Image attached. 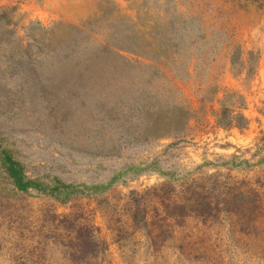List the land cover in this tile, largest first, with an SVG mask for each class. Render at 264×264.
<instances>
[{
	"label": "rangeland",
	"instance_id": "obj_1",
	"mask_svg": "<svg viewBox=\"0 0 264 264\" xmlns=\"http://www.w3.org/2000/svg\"><path fill=\"white\" fill-rule=\"evenodd\" d=\"M11 8L15 35L0 46L3 146L31 177L69 183H106L125 166L149 168L65 204L17 191L0 169V264H264V0H0V10ZM190 18L181 58L191 76L180 80V45L175 55L167 37H180ZM90 24L101 42L114 41L116 31L119 43L132 32L155 47L163 37L172 57L154 63L161 71L124 52L133 65L113 90L128 99L156 96L171 113L183 105L190 116L182 134L121 142L111 156L118 135L100 137L102 103L68 99L63 111L76 112L61 126L33 83L21 93L23 73L5 70L26 56L16 48L32 42L36 50V39L55 43L71 26ZM193 55L201 59L189 61ZM233 92L245 100V129L218 122ZM235 156L249 166L232 167Z\"/></svg>",
	"mask_w": 264,
	"mask_h": 264
},
{
	"label": "trees",
	"instance_id": "obj_2",
	"mask_svg": "<svg viewBox=\"0 0 264 264\" xmlns=\"http://www.w3.org/2000/svg\"><path fill=\"white\" fill-rule=\"evenodd\" d=\"M13 10L14 8L0 10V46L10 44L15 35L11 27ZM192 21L194 18H190L188 22L182 21L180 37L176 35L167 37V41L175 49V55H178L180 45V80L183 78L182 73L187 77L191 76V70L185 65L186 61L181 55L184 45L189 46L185 36ZM93 26L94 24L83 28L71 26L66 37L55 43L46 42L45 37L36 39L38 41L36 50L33 49L32 42L27 43L25 47L19 46L16 52H23L26 56L18 60L13 59L5 70L23 73L22 94H25L27 86L34 84L35 95H33L36 98H43L50 106L49 118L56 120L57 125L65 126L71 123L76 112L71 106L63 111V105L68 99H79L83 104L88 101L102 103L107 110L98 125V132L102 133L100 137L106 139L110 135H118V139L112 140L111 146L106 151L108 155L113 156L114 153L119 152L121 142L130 145L148 143L175 132L182 134L190 116L188 109L183 105L175 106L174 112L171 113L169 107L160 105L156 96L148 94L146 97L140 95L128 99L126 96L122 98L116 95L113 90L121 76L120 71L127 73L126 68L133 65L132 58L124 52L150 61L151 63L143 62V64L155 71H161L154 63L172 57L163 37L158 39L160 42L155 47L152 38L145 40L132 32L121 36L125 42L119 43L115 41L118 38L116 31L112 35L114 41L107 39L101 42L95 40L94 31L91 29ZM116 30H119L118 27ZM162 35L163 31L157 34V36ZM194 59L201 58L193 55L189 61L193 62ZM194 67H197V63ZM175 74L177 76V73ZM153 78L154 74L145 81L149 83ZM116 99V103L108 104ZM122 103H125V106L129 105L127 111L122 110ZM221 105L218 114L220 125L238 129H245L248 126L249 120L243 112L245 100L242 95L236 92L226 93ZM105 144L106 141L103 142V145ZM237 158L234 157L236 161L232 162V167L238 169L249 166V161H237ZM148 168L149 166L144 168L135 165L125 166L115 172L106 183L100 184L69 183L57 177H31L26 166L14 156L13 151L0 142V169L11 180L17 191L22 193L34 191L64 204L74 197L102 195L122 180L138 176Z\"/></svg>",
	"mask_w": 264,
	"mask_h": 264
}]
</instances>
